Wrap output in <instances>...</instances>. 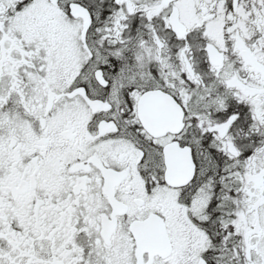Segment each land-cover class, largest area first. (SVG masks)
<instances>
[{
	"label": "snow or ice",
	"instance_id": "obj_1",
	"mask_svg": "<svg viewBox=\"0 0 264 264\" xmlns=\"http://www.w3.org/2000/svg\"><path fill=\"white\" fill-rule=\"evenodd\" d=\"M0 264H264V0H0Z\"/></svg>",
	"mask_w": 264,
	"mask_h": 264
}]
</instances>
